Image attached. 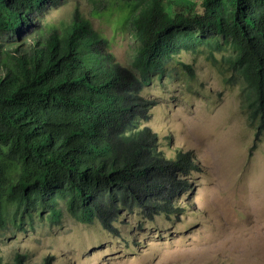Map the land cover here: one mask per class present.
Here are the masks:
<instances>
[{
    "label": "trees",
    "instance_id": "trees-1",
    "mask_svg": "<svg viewBox=\"0 0 264 264\" xmlns=\"http://www.w3.org/2000/svg\"><path fill=\"white\" fill-rule=\"evenodd\" d=\"M63 2L0 0V38L30 34ZM174 2L111 0L106 17L128 10L134 46L127 65L78 15L27 53L0 40V226L60 221L61 204L111 232L122 210L144 220L181 214L178 198L191 189L195 165L190 153L168 157L160 149L147 125L156 102L143 89L183 51H233L255 138L264 133V0H203L200 11L185 5L187 14ZM0 264L30 263L23 254L7 262L0 251Z\"/></svg>",
    "mask_w": 264,
    "mask_h": 264
},
{
    "label": "rangeland",
    "instance_id": "rangeland-1",
    "mask_svg": "<svg viewBox=\"0 0 264 264\" xmlns=\"http://www.w3.org/2000/svg\"><path fill=\"white\" fill-rule=\"evenodd\" d=\"M169 1L184 5L177 10L187 14L185 5L193 3L200 11L203 0ZM110 2L64 0L30 34L0 40L27 53L36 41L62 33L78 15L127 65L134 46L132 30L124 26L128 10L112 11L108 18ZM231 55L232 50L210 48L183 51L143 89L144 97L156 102L147 125L160 149L168 157L190 153L195 165L187 174L191 189L178 198L181 214L144 220L137 211L122 210L115 222L118 232H111L99 221L73 218L61 204L60 221L37 217L32 226L27 222L19 228L12 220L0 226L4 260L12 263L23 254L30 264L49 255L55 264H264V133L255 138L243 106L244 83Z\"/></svg>",
    "mask_w": 264,
    "mask_h": 264
}]
</instances>
